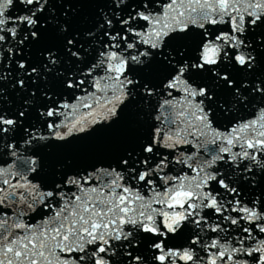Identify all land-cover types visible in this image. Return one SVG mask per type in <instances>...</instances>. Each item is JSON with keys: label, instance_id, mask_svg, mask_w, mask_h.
Returning a JSON list of instances; mask_svg holds the SVG:
<instances>
[{"label": "snow or ice", "instance_id": "obj_1", "mask_svg": "<svg viewBox=\"0 0 264 264\" xmlns=\"http://www.w3.org/2000/svg\"><path fill=\"white\" fill-rule=\"evenodd\" d=\"M0 264H264V0H0Z\"/></svg>", "mask_w": 264, "mask_h": 264}]
</instances>
